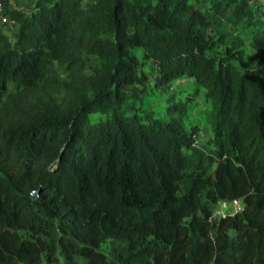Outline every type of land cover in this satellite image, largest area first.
Instances as JSON below:
<instances>
[{
	"label": "trees",
	"instance_id": "16d2710c",
	"mask_svg": "<svg viewBox=\"0 0 264 264\" xmlns=\"http://www.w3.org/2000/svg\"><path fill=\"white\" fill-rule=\"evenodd\" d=\"M81 1L24 13L0 0L12 22L11 40L0 25V264H264V12ZM182 78L192 94L168 96L161 117L130 104L131 87ZM199 90L200 146L185 126Z\"/></svg>",
	"mask_w": 264,
	"mask_h": 264
},
{
	"label": "rangeland",
	"instance_id": "374dc122",
	"mask_svg": "<svg viewBox=\"0 0 264 264\" xmlns=\"http://www.w3.org/2000/svg\"><path fill=\"white\" fill-rule=\"evenodd\" d=\"M36 0H5L7 8H11L13 10H19L24 13H26L32 6V4ZM85 3V0L81 1V5L83 6ZM195 7L201 11L205 10L208 7V0H197L195 3ZM3 12V7H2ZM3 34L11 40V32L12 28L9 26H5L4 29H2ZM227 43V42H226ZM245 54L249 55L250 53V47L248 45V42H245ZM95 63L94 60L88 59L87 60V66H92ZM144 72L148 75L149 78V84L152 86V78L155 73L154 67L149 64L145 63L144 66ZM85 73H89L88 67L85 70ZM193 84L188 81L186 78L179 79L177 81L172 82L168 88L165 90H157L153 89L149 90L147 93H139L137 92L135 87H131L130 91L136 92L134 94V97L131 99L132 101L130 104L133 103L135 107H140L141 110H147L152 111V113L157 116L161 117L163 115L164 107L166 104V100L168 96L172 95L175 99H181L183 100L187 95L192 94L193 92ZM187 107V115L185 119V126L188 128L189 126H195L198 130V141L197 145L200 146L203 144L208 138H210V131L209 126L206 122V113L209 110V104L206 103L203 100V91L199 90L195 99L188 103L186 105ZM130 110H127L124 114L130 115ZM105 115L95 113L90 114L88 116V120L90 123H95L103 120ZM240 206V205H239ZM232 214L231 206L229 203L221 202L217 205L215 212L212 215V219L216 220L219 217H223L225 215ZM100 250L105 254L106 253V245L101 246ZM56 264H64L63 261L58 258V261Z\"/></svg>",
	"mask_w": 264,
	"mask_h": 264
},
{
	"label": "built area",
	"instance_id": "2783aa9c",
	"mask_svg": "<svg viewBox=\"0 0 264 264\" xmlns=\"http://www.w3.org/2000/svg\"><path fill=\"white\" fill-rule=\"evenodd\" d=\"M249 3L254 5L258 9V11L264 12V0H250ZM10 24H12V22L9 21L6 16L3 15L2 5L0 4V25L4 26L5 28L6 25L9 26ZM229 204L231 206L232 214L241 210V205L239 201L235 200L230 202Z\"/></svg>",
	"mask_w": 264,
	"mask_h": 264
},
{
	"label": "crops",
	"instance_id": "0c3cea01",
	"mask_svg": "<svg viewBox=\"0 0 264 264\" xmlns=\"http://www.w3.org/2000/svg\"><path fill=\"white\" fill-rule=\"evenodd\" d=\"M189 81V80H188ZM190 83H191V81H190Z\"/></svg>",
	"mask_w": 264,
	"mask_h": 264
},
{
	"label": "water",
	"instance_id": "95a60500",
	"mask_svg": "<svg viewBox=\"0 0 264 264\" xmlns=\"http://www.w3.org/2000/svg\"><path fill=\"white\" fill-rule=\"evenodd\" d=\"M34 194V193H33Z\"/></svg>",
	"mask_w": 264,
	"mask_h": 264
}]
</instances>
